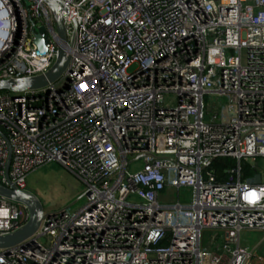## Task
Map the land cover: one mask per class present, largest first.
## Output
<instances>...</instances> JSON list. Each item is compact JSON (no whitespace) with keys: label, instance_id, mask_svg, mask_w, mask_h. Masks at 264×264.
Instances as JSON below:
<instances>
[{"label":"built area","instance_id":"1","mask_svg":"<svg viewBox=\"0 0 264 264\" xmlns=\"http://www.w3.org/2000/svg\"><path fill=\"white\" fill-rule=\"evenodd\" d=\"M27 1L0 0V80L56 57L49 9ZM59 2L66 35L74 24L65 74L0 91V185L25 191L55 161L84 203L43 212L0 264H264L239 244L241 230L264 232V0ZM39 16L44 51L30 31ZM217 159L231 160L222 175ZM27 216L0 196V235Z\"/></svg>","mask_w":264,"mask_h":264},{"label":"water","instance_id":"2","mask_svg":"<svg viewBox=\"0 0 264 264\" xmlns=\"http://www.w3.org/2000/svg\"><path fill=\"white\" fill-rule=\"evenodd\" d=\"M49 9L56 35V57L50 68L43 74L9 78L0 80V91H8L12 94H18L24 91H32L45 88L47 85L55 82L66 72L69 54L67 47H71L74 35V24L72 31L66 35L63 21L61 19V10L63 7L59 0H41ZM30 31L32 33V42L38 51H44L47 47L48 40L45 34L43 24H34L29 20ZM8 158L6 162V168ZM0 196L22 203L28 212L25 223L17 230L5 235H0V249L7 252L16 245L29 240L34 236L43 216V210L40 202L27 191L19 190L16 187H5L0 185Z\"/></svg>","mask_w":264,"mask_h":264},{"label":"rangeland","instance_id":"3","mask_svg":"<svg viewBox=\"0 0 264 264\" xmlns=\"http://www.w3.org/2000/svg\"><path fill=\"white\" fill-rule=\"evenodd\" d=\"M23 4L27 8L28 1L23 0ZM31 21L34 24H38L42 21V16L31 19ZM215 98L219 103L224 101L223 97L216 96ZM135 168L136 165L129 167L130 170ZM24 190L32 194L40 202L43 212L65 208L68 213H72L84 203L82 183L71 172L55 161L48 162L30 172L26 176ZM168 196L167 202H174L176 198L175 190H172ZM178 197L180 202L188 201L190 190L185 187L179 188ZM263 234L264 232L261 230L248 231L245 239L249 246L252 243L260 242V246L264 248ZM239 237L244 240L243 230L240 232Z\"/></svg>","mask_w":264,"mask_h":264},{"label":"crops","instance_id":"4","mask_svg":"<svg viewBox=\"0 0 264 264\" xmlns=\"http://www.w3.org/2000/svg\"><path fill=\"white\" fill-rule=\"evenodd\" d=\"M248 231H253V230H246V229L243 230V238H244V240H241L240 237H239V244L242 245V246H246V247H254L256 252H257V254L264 257V248H262L260 246V242H257V243H254V244L252 243L251 246H249V243H247V240L245 238H246V235H247ZM239 235H240V233H239ZM262 239L264 240V238H262Z\"/></svg>","mask_w":264,"mask_h":264},{"label":"trees","instance_id":"5","mask_svg":"<svg viewBox=\"0 0 264 264\" xmlns=\"http://www.w3.org/2000/svg\"><path fill=\"white\" fill-rule=\"evenodd\" d=\"M230 163H231V160L229 159H217L212 162L211 166L214 167V169L219 175H222V169H221L222 165H227Z\"/></svg>","mask_w":264,"mask_h":264}]
</instances>
